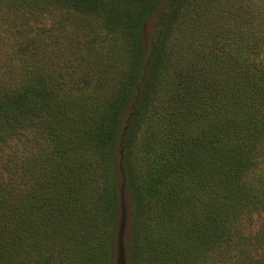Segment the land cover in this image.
<instances>
[{"label": "trees", "instance_id": "trees-1", "mask_svg": "<svg viewBox=\"0 0 264 264\" xmlns=\"http://www.w3.org/2000/svg\"><path fill=\"white\" fill-rule=\"evenodd\" d=\"M119 165L130 264H264V0H0V264H114Z\"/></svg>", "mask_w": 264, "mask_h": 264}, {"label": "rangeland", "instance_id": "rangeland-1", "mask_svg": "<svg viewBox=\"0 0 264 264\" xmlns=\"http://www.w3.org/2000/svg\"><path fill=\"white\" fill-rule=\"evenodd\" d=\"M160 17V14H156L146 22L145 40L147 43V48L150 46V42L158 28ZM45 22L47 23L48 27H54V29H52L50 32L51 36L45 40L47 46H45L44 49H46V53L55 61H62L64 68L67 69V66H70V61H68L69 58L80 54V51L84 46L83 42L87 40L86 34L81 32L79 34L74 33L70 28H64V26H60L58 24L55 28L54 21H51V19H48ZM72 42L73 44L71 45ZM77 70L76 77L78 76V79H80V84H86L87 86H90L91 84L88 82L92 81V78H82L81 65H79ZM130 112L131 106L126 111L122 127L125 126L126 118ZM118 174L120 210L118 217L117 247L114 255V264H130V243L135 231L133 207L131 203L130 189L128 188L124 175L126 173L123 171L120 165L118 166Z\"/></svg>", "mask_w": 264, "mask_h": 264}]
</instances>
